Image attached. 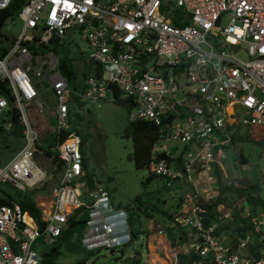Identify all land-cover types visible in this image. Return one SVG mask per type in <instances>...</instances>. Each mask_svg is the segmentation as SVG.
Here are the masks:
<instances>
[{"label": "built area", "instance_id": "2783aa9c", "mask_svg": "<svg viewBox=\"0 0 264 264\" xmlns=\"http://www.w3.org/2000/svg\"><path fill=\"white\" fill-rule=\"evenodd\" d=\"M8 7L22 27L16 36L0 34L11 42L0 52V116L14 112L24 140L0 166V181L24 190L44 178L33 160L43 143L26 112L46 109L39 79L55 97L49 148L61 167L39 219L15 200L0 202V264H37L32 242L42 234L53 244L79 206L89 215L85 247L112 251L136 236L129 211L83 177L80 139L68 124V101L78 97L123 101L129 120L150 121L148 168L166 184H189L170 223H156L164 238L152 264H264V203L254 212L240 207L247 226L232 238L217 233L224 214L208 206L234 127L264 125V0H0V9ZM74 28L100 71L77 76L71 87L49 44Z\"/></svg>", "mask_w": 264, "mask_h": 264}, {"label": "rangeland", "instance_id": "374dc122", "mask_svg": "<svg viewBox=\"0 0 264 264\" xmlns=\"http://www.w3.org/2000/svg\"><path fill=\"white\" fill-rule=\"evenodd\" d=\"M162 7L164 8V5ZM21 27V19L12 13L3 22L0 34L2 31L16 36ZM10 43V40L1 37L0 52ZM49 46L53 47L59 58H65L73 64L78 77L83 73L88 75L93 70L95 63L88 58L87 45L77 28L67 30L58 44L50 42ZM38 89V99L44 101L46 109L37 113L32 107H28L26 112L38 129L39 136H44L47 128L43 126L51 127L53 124L51 113L55 106V97L45 80H38ZM68 106V124L80 139L79 148L83 153L85 179L106 188L110 202L120 203L130 209L133 216L132 228L137 234L130 242L116 246L112 251L105 246L87 248L82 245L81 236L87 228L89 215L87 211H78V219L73 224L68 221L53 244L45 242L42 234L33 241L31 246L41 258L37 264H147L149 255L145 241L152 247V243L148 241L156 230V223L166 219L165 214L168 215L175 208L177 198L183 190H189V184L187 181L177 180L166 184L163 178L155 176L142 185L141 180L148 169L145 165H135L131 157L132 139L123 134L128 121V107L125 102H96L78 97L68 101ZM21 129V124L13 123L8 115L0 116V166L23 144ZM232 135V140L224 147L225 158L221 162L224 171L219 170L221 181H231L237 185L256 181L264 199V125L237 124ZM240 154L246 158L245 161L238 160ZM33 160L45 171L47 184L43 189H46L49 197L57 179V174L52 171L54 164L50 156L38 147L35 149ZM201 184L203 182L199 181V188L202 187ZM217 186L215 178L213 189L216 195L219 193ZM38 189V183L19 190L9 181H0V195H9L14 199L23 196L25 192H30L31 198L34 199L35 194L39 193ZM137 195L136 201L134 199ZM243 200L242 197L231 202L223 199L215 205L224 214L216 227L218 234L223 233L226 238H232L234 229L240 227V222H247V217H239L240 207L243 206L242 210L246 208ZM154 245L157 250L160 249L159 245ZM52 246L54 250H51ZM259 248L264 250V245ZM154 260L150 257L149 263L152 264Z\"/></svg>", "mask_w": 264, "mask_h": 264}, {"label": "trees", "instance_id": "16d2710c", "mask_svg": "<svg viewBox=\"0 0 264 264\" xmlns=\"http://www.w3.org/2000/svg\"><path fill=\"white\" fill-rule=\"evenodd\" d=\"M10 13L9 8L0 9V26L3 24L5 17L7 14ZM94 68L92 71L95 70V72H99V68ZM58 68L61 70L62 73L67 75L69 84L71 87L75 84V79L79 75L73 66V64L68 61L65 58H59ZM91 71V72H92ZM84 74V73H83ZM82 74V75H83ZM117 101V100H115ZM9 118L13 123L18 122L17 115L12 112L9 115ZM155 126L148 120L145 119H136V120H129L125 125V128L123 130V134L125 136H130L132 139V151H131V157L137 166H146L148 171L147 174L143 177L141 180L142 185H144L146 182H148L150 179H152L155 176H159L164 179L161 175L153 173L147 166V160L150 152L151 143L153 142L155 138ZM232 140V139H231ZM42 151L47 153L52 161L54 162V169H57L59 167V162L56 159L55 155L47 148L42 147ZM82 160H83V153H82ZM239 161H245L246 158L243 155L238 156ZM214 174L218 183V190L219 193L212 198V202L208 204V206L217 204L219 201L226 199V201H233L235 199L243 198L244 202L246 203V207L250 210V212H254L258 208H261L264 203L263 197L260 195L259 186L256 181H248L246 183H243L241 185L234 184L233 182H222L221 176L219 174V170L215 167ZM264 178V176H263ZM165 181V180H164ZM92 181H89L88 184H92ZM47 184V179L42 183V185ZM228 191L227 193H224V191ZM31 193L25 192L23 196H18V204L22 209L27 210L31 215H33L36 219H39V209L35 205L34 201L31 198ZM10 200H13V198L9 195H0V202H6L9 203ZM134 200H138V195L135 196ZM170 213V212H169ZM130 221L133 220L131 211L129 212ZM239 217H242L239 216ZM234 218V217H232ZM243 218V217H242ZM73 220H71L72 222ZM240 221V219H239ZM247 222L244 220L240 222V227L235 228L234 230H241L245 228ZM131 225V223H130ZM217 231V230H216ZM51 250H54V246H52Z\"/></svg>", "mask_w": 264, "mask_h": 264}, {"label": "crops", "instance_id": "0c3cea01", "mask_svg": "<svg viewBox=\"0 0 264 264\" xmlns=\"http://www.w3.org/2000/svg\"><path fill=\"white\" fill-rule=\"evenodd\" d=\"M9 8V10H10V13H11V8L10 7H8ZM10 13H8L7 14V16L8 15H10ZM6 16V17H7ZM5 17V18H6ZM9 18V17H8ZM36 112V111H35ZM38 121H39V118H38ZM43 127H46L47 128V133L44 135V136H41V141H42V143L43 144H38L37 145V147L38 148H42V147H45L46 148V146H47V150H49V152H51V153H53L52 152V149H50L49 148V146H52V143H53V139H54V135H53V131H52V126L51 127H48V126H46V125H44ZM36 147V148H37ZM44 152V151H43ZM51 158V157H50ZM10 159V158H9ZM51 162L54 164V162L52 161V159H51ZM59 162V161H58ZM82 165H83V163H82ZM60 167H61V165H60V163H59V167L57 168V169H52V171L53 172H55V174H57V179H58V174H59V170H60ZM83 168H84V166H83ZM42 170H44V169H42ZM45 172V171H44ZM52 172V174L53 175H55L54 173ZM84 178H85V174H84V176H83ZM57 179L55 180V182H57ZM45 181V175H44V178L41 180V181H39L38 182V187H39V193H36L35 194V196H34V199H32L33 201H34V203H35V205L37 206V208L39 209V206L40 205H42L43 203H46L47 201L49 202V198H48V195H47V193H46V189H43L44 188V186L46 185H42V183ZM87 181V180H86ZM30 193V192H29ZM46 194V195H45ZM31 196V195H30ZM17 198H19V197H17ZM17 198H13V200H15L16 202L18 201V199ZM113 205H121L120 203H115V202H111ZM121 206H123L125 209H127L129 212H130V209L129 208H126L125 207V205H121ZM79 208H81L80 210H79ZM25 210V209H24ZM86 211V208L85 207H83V206H79V207H77V208H75L72 212H71V214L69 215V218H68V221H70L71 222V220H73L72 222H71V224H73L74 223V221L76 220V219H78V217L76 216V214H77V212L78 211H80V212H82V211ZM27 211V210H26ZM165 216H166V219H163L162 221H160L159 223H161V224H165V223H170V217H169V214L167 215V214H165ZM71 217H73V218H71ZM133 217V216H132ZM243 217V216H242ZM131 219V218H130ZM67 221V222H68ZM67 222H66V224H67ZM133 222V220L132 221H130V223H131V225H130V228H131V231H132V233L133 234H137V232H136V230L135 229H133L132 228V223ZM138 229V228H137ZM63 230V229H62ZM61 233V232H60ZM168 235H171V233L168 231ZM164 237H163V235H160V234H157L155 231H153V235L151 236V240H149L148 242H150V243H152V247H149L148 246V244L146 243L147 242V240L145 241V245H146V247H147V250H148V255L152 258V254L154 253L155 255H156V258H157V255H159V254H161V251H160V249L159 250H157L156 249V247H155V243L158 245V242H159V240H162ZM132 240V239H131ZM33 243V242H32ZM155 255H153V256H155ZM161 259H164V257L163 258H161Z\"/></svg>", "mask_w": 264, "mask_h": 264}, {"label": "bare ground", "instance_id": "6f19581e", "mask_svg": "<svg viewBox=\"0 0 264 264\" xmlns=\"http://www.w3.org/2000/svg\"><path fill=\"white\" fill-rule=\"evenodd\" d=\"M153 255H155V254H152V261L156 258V255L155 256H153Z\"/></svg>", "mask_w": 264, "mask_h": 264}, {"label": "water", "instance_id": "95a60500", "mask_svg": "<svg viewBox=\"0 0 264 264\" xmlns=\"http://www.w3.org/2000/svg\"><path fill=\"white\" fill-rule=\"evenodd\" d=\"M109 251H111V250H109Z\"/></svg>", "mask_w": 264, "mask_h": 264}]
</instances>
